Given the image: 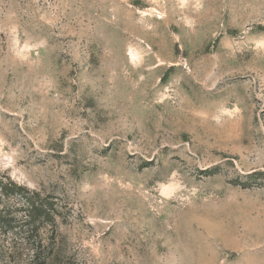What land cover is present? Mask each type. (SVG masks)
<instances>
[{"label": "rangeland", "instance_id": "obj_1", "mask_svg": "<svg viewBox=\"0 0 264 264\" xmlns=\"http://www.w3.org/2000/svg\"><path fill=\"white\" fill-rule=\"evenodd\" d=\"M7 177L74 264H264V0H0Z\"/></svg>", "mask_w": 264, "mask_h": 264}, {"label": "trees", "instance_id": "obj_2", "mask_svg": "<svg viewBox=\"0 0 264 264\" xmlns=\"http://www.w3.org/2000/svg\"><path fill=\"white\" fill-rule=\"evenodd\" d=\"M5 180L0 186L6 199L0 207V264H74L55 249L58 210L52 197Z\"/></svg>", "mask_w": 264, "mask_h": 264}]
</instances>
